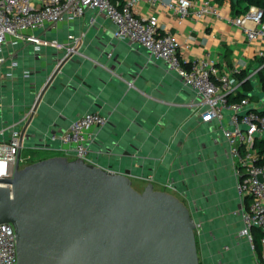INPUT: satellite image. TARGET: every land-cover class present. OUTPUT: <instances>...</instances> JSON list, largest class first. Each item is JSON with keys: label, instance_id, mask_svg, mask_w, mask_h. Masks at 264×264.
I'll use <instances>...</instances> for the list:
<instances>
[{"label": "water", "instance_id": "1", "mask_svg": "<svg viewBox=\"0 0 264 264\" xmlns=\"http://www.w3.org/2000/svg\"><path fill=\"white\" fill-rule=\"evenodd\" d=\"M113 33L114 29L98 33L92 42L94 51L87 55H101L99 62L106 68L80 56L84 59L78 61L77 74L63 77L56 70L50 79L45 78L42 90L44 82L22 86L20 110L15 109L17 97L12 94L10 123L21 131L20 149L13 175L0 178L5 184L0 186V223L14 226L15 264H202L199 230L207 202L196 200L202 195L187 203L172 192L157 189L152 182L138 190L122 168L133 156L137 163L173 176L179 175L182 167L191 186L198 184L192 176L205 166L202 161L210 153L205 143L196 144L195 139L189 150L183 140L189 127L178 119L168 129L163 109L168 102H184L188 90L165 92L166 69L155 65L151 56H141L139 46L130 41L129 49L112 50L117 44ZM29 76L24 79L28 81ZM135 77L149 82L147 91L135 87ZM58 82L68 89H56ZM71 82L79 84L81 90ZM54 99L68 104L69 118L96 111L118 116L117 120L106 116V124L110 120L114 128L106 124L100 127H105L109 136L99 157L85 162L53 155L21 164L26 140L55 133V128L49 127H58L62 107H55ZM148 101L161 105L155 107ZM43 102L51 107H43ZM43 139L39 138L40 142ZM44 145L60 148L52 142ZM190 163H197L192 171L187 168ZM207 185L199 182L200 191Z\"/></svg>", "mask_w": 264, "mask_h": 264}, {"label": "crops", "instance_id": "2", "mask_svg": "<svg viewBox=\"0 0 264 264\" xmlns=\"http://www.w3.org/2000/svg\"><path fill=\"white\" fill-rule=\"evenodd\" d=\"M214 1L221 7L222 17L207 14L201 19H195L189 16L179 20L169 9L161 6H152L145 0L140 2L137 10L138 16L142 18L148 17L151 13L157 15L158 32L161 35H172L180 42L179 53L184 61L187 62L207 55L214 60V65L219 70L236 69L237 72L244 70L252 84L250 94L255 92V90L264 92L259 79V70L263 58L258 55L259 48L263 45L259 41L249 42L244 30L235 24L229 23L226 19L227 16L242 14L246 3L240 2L239 0ZM113 29L115 30V24L102 12L96 9H87L84 16L74 22L62 24L56 28L46 29L44 31L46 35L44 36L45 38L57 39L60 42L66 40L68 32H73L76 35L84 34L79 49L82 55H75L67 60H62L63 51L61 52L60 48L50 45L42 46L38 53L36 51L37 49H33L30 51L33 54L35 53L32 57L26 55L25 49L19 50L14 56V59L22 52L19 57L20 67L11 69L8 66L9 62L5 64L2 71L1 90L10 85L13 86L14 82H26L27 80L24 78L26 77L25 72L27 70H29L30 75H28L30 78L27 82H31L33 85L45 82V78L47 80L54 73V69L58 64L60 67L59 74H62L63 77L66 75H75L80 70L78 61L84 59L80 56H86L94 62V65L98 64L100 67L106 68L104 64L99 62V59L102 58L101 55L98 57H89L87 55L89 51H94L92 42L95 41L97 34ZM115 39L117 44L111 47L114 51L119 48L129 49L132 47L131 45L135 46L134 44L130 45L128 40ZM139 53L141 56H151L155 65L166 69L167 74L169 73L167 75L168 79L164 80L165 92H168V90H178L180 88L188 90V96L184 102L175 103L171 101L168 102L170 105H163V109L165 110L164 113L168 116L165 120L166 123L169 124L168 129L172 127L174 121L183 119L182 122L189 127L188 133H184L183 138L189 150L193 148L194 142L192 140L195 139L196 144L205 143V149L208 150L210 154L208 159L202 161L205 166L200 167V172L192 176V178L194 176L197 178L196 183L198 184L196 186H191L188 177H185L182 172V167L178 169L180 171L179 175L173 176L170 173H161L157 169H151L146 163L139 164L133 159V156H130L122 164V168L127 170L131 175L133 185L139 182L145 186L147 183L152 182L157 189L172 192L187 203L194 201V197L196 196L197 198L199 193L202 195L201 198L196 199L199 201L205 200L207 202V206L203 209L204 212L201 213L204 221L201 223L202 227L199 230L201 237L198 243V249L202 264H255L254 251L245 238L239 235L242 226L241 212L252 200L249 195L238 196L235 192L238 177L245 172V168L235 166L218 121L215 119H206L205 113L202 115V96L186 86L175 72H170L166 61L156 58L148 49L142 46H139ZM109 58L110 55L106 57L107 60ZM86 64L92 66L91 63ZM10 71L12 75L9 77L7 73ZM135 80L137 81L136 88L148 90L147 86L149 82H141L139 77H135ZM71 83L77 86V90H81L79 84L76 82ZM63 86V82H58L56 89L60 91ZM67 89L68 85L64 86L63 91ZM160 99L161 98H158L157 100L159 101ZM163 99L167 100L166 97ZM54 102L55 107H62L60 110L62 116L58 118V127L50 126L49 130L55 128V132H64L75 119L84 114H78L75 115L74 118H69L67 115L71 112V109L68 104L64 103V101H60V99H54ZM148 102L155 107L161 105L153 101ZM41 105L45 108L51 107L48 102H43ZM100 113L110 118V120L112 118L114 120L119 119L114 113H111L110 117L106 113ZM229 118L230 114L227 113L225 121H228ZM110 120H108L109 122L105 127H110L111 129L115 126ZM133 124H135V121H133ZM104 128H93L92 130L94 137L89 148L94 154V157L100 156L99 153H102L101 148L105 145L104 140L109 136ZM162 128V130H165L164 127ZM138 130L139 129L135 130L134 133H139ZM134 137H136V135H134ZM61 146L59 142V149L51 148L45 146L44 141L40 142L39 140L37 143L35 141L32 149L41 150L47 148L59 151L62 150ZM202 149L203 148L196 152H202ZM54 155L64 154L60 152ZM20 159L24 162L25 158L22 156V150ZM196 164L197 163H190L187 168L192 171V168L196 167ZM209 164L211 168L208 167ZM201 181L208 184L206 190L200 191V186L198 185Z\"/></svg>", "mask_w": 264, "mask_h": 264}, {"label": "built area", "instance_id": "3", "mask_svg": "<svg viewBox=\"0 0 264 264\" xmlns=\"http://www.w3.org/2000/svg\"><path fill=\"white\" fill-rule=\"evenodd\" d=\"M141 1L143 0H0V82L5 64L9 62L11 69L18 64L14 56L24 46L14 53L11 52V47L20 43L34 44L37 50L48 45L63 49L62 60L82 55L79 49L84 34L68 32L66 40L60 42L57 39H47L42 34H37V31L74 22L83 17L87 9L102 12L115 24L113 35L116 38L142 46L156 58L166 61L170 71L175 72L186 86L202 96V115L205 113L206 119L218 121L235 166L245 168V172L238 177L236 188L240 196L249 195L252 200L242 211L243 226L240 235L246 237L254 251L255 264H264V161L260 160L253 148L254 141L264 137V111L250 96L233 102L229 100L230 94H236L241 89L236 69L219 70L214 65V60L207 55L184 61L179 53L180 42L172 35H161L158 32L156 14L151 13L146 18L138 16L137 9ZM145 1L152 6L169 9L179 20L189 16L201 19L207 14L223 16L221 7L214 0ZM263 16L262 8L250 5L242 14L227 16L226 19L241 27L249 42L259 41L263 45L259 48L258 55L263 58L264 63ZM59 69L58 64L54 72ZM7 75H12V72ZM25 75H29V70ZM226 111L231 113L228 121H225ZM106 123L107 117L100 112H87L75 119L61 134L53 133L51 139H60L63 154L69 159L81 158L85 162H91L89 146L94 137L92 130ZM15 126L14 123L0 129V178L11 177L14 172L21 136V131L16 130ZM10 127L12 131L9 133ZM4 185L0 183V186ZM254 229L262 232L259 255L255 252ZM17 259L14 226L9 222L0 223V264H15Z\"/></svg>", "mask_w": 264, "mask_h": 264}, {"label": "rangeland", "instance_id": "4", "mask_svg": "<svg viewBox=\"0 0 264 264\" xmlns=\"http://www.w3.org/2000/svg\"><path fill=\"white\" fill-rule=\"evenodd\" d=\"M47 28H48V26H47ZM37 34H42L43 37L46 36L44 34V29L38 30L37 31ZM23 46H24L26 55H30L32 57L33 56V53L30 52V51H32L33 49H35L34 44H27V45H25L24 43H20L18 45H15L14 47H11V52L14 53V52L18 51ZM39 50H36L37 53L39 52ZM62 51L64 53V50L63 49H61V52ZM19 54L20 55L15 58L17 60V62H18V64L15 66V69H17L18 67H20L19 66V64H20L19 57L21 56L22 52H20ZM1 84L2 83L0 82V109H2L3 114H2V117L0 116V129L2 127H7V126H11L12 125V123H10V121L12 119L11 118L12 104H13V96H12V94L14 93V95H15L14 97L15 98L17 97L16 102H15V109L16 110H20V105H21L20 102L23 99L22 94H20V91L22 89L21 87L22 86L29 87L31 85V82H14V85L13 86L10 85L9 87H6L3 90H1ZM251 99H252L253 102H255L257 104V106L260 109H264V92H259V91L255 90V92H252ZM227 113L231 114L229 111H226L225 112V114H227ZM17 128H20V127L17 126ZM11 131H12V127H10V129L8 130V132L10 133ZM61 133L62 132H59L58 131V134H61ZM51 135L52 134H50V135H41L42 137L39 136L36 139H28V140H26V143L24 144V146L22 148V156H24L25 159H24V162L21 161V164L22 165H26V164H29L30 163L28 161H36V160H39V159H42V158H45V157H49L50 155L53 156L54 154H58L60 152L64 153L63 150H59L60 151L59 152V151H56V150H53V149H47V148L46 149H41V150L32 149L33 148V145L35 144V141L37 143V141L39 140V138H42V139L44 138L43 139L44 142L45 141L46 142H52L54 145L59 144L60 139L52 140L51 139ZM228 148H229V146H228ZM93 157H94V154L91 152V160L93 159ZM134 186L137 189H139V190H142L143 187H144V185L140 184L139 182L135 183ZM235 192H236V194L238 196H240L238 194V191H237L236 186H235ZM241 214H242V212H241ZM241 221H242V226H243L242 215H241ZM242 226H241V229H242ZM239 235H240V231H239ZM241 237L245 238V240L247 241L246 237H244V236H241ZM254 262H255V259H254Z\"/></svg>", "mask_w": 264, "mask_h": 264}, {"label": "trees", "instance_id": "5", "mask_svg": "<svg viewBox=\"0 0 264 264\" xmlns=\"http://www.w3.org/2000/svg\"><path fill=\"white\" fill-rule=\"evenodd\" d=\"M240 2H245L246 6L243 8V10H247L250 5H257L260 8L263 9L264 11V0H239ZM263 22H264V16H263ZM237 78L241 81V86L242 89H240L236 94H230L229 95V100L231 102L233 101H238L242 99L245 96H248L252 90V84L247 77V74L244 70H241L237 72L236 74ZM259 79L262 84V88L264 90V63L262 62V66L259 70ZM251 97V96H250ZM264 111V109H263ZM253 147L256 151V153L259 155L260 160L264 161V137L262 138H257L254 141ZM28 162H33V161H28ZM261 231L259 229H254L253 234H254V245H255V252L256 254L261 253V242H260V237H261Z\"/></svg>", "mask_w": 264, "mask_h": 264}]
</instances>
